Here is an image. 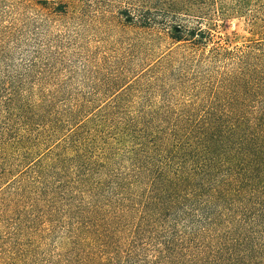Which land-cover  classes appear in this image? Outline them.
<instances>
[{
	"label": "trees",
	"instance_id": "trees-1",
	"mask_svg": "<svg viewBox=\"0 0 264 264\" xmlns=\"http://www.w3.org/2000/svg\"><path fill=\"white\" fill-rule=\"evenodd\" d=\"M128 1L127 26L176 46L139 112L0 84V264H264V0Z\"/></svg>",
	"mask_w": 264,
	"mask_h": 264
},
{
	"label": "rangeland",
	"instance_id": "rangeland-1",
	"mask_svg": "<svg viewBox=\"0 0 264 264\" xmlns=\"http://www.w3.org/2000/svg\"><path fill=\"white\" fill-rule=\"evenodd\" d=\"M66 1L49 0L43 7V0H0V84L24 73L39 97L95 106L127 91L115 115L135 114L140 101L156 99L140 75L176 46L127 26L118 12L128 0H84L61 16L59 6ZM246 29L244 20L230 19L221 35L241 45L250 37Z\"/></svg>",
	"mask_w": 264,
	"mask_h": 264
}]
</instances>
